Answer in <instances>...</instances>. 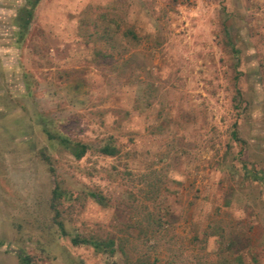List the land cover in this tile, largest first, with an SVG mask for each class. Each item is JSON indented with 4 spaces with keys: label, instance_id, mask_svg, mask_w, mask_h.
I'll list each match as a JSON object with an SVG mask.
<instances>
[{
    "label": "rangeland",
    "instance_id": "rangeland-1",
    "mask_svg": "<svg viewBox=\"0 0 264 264\" xmlns=\"http://www.w3.org/2000/svg\"><path fill=\"white\" fill-rule=\"evenodd\" d=\"M23 1L0 0V264H264V0H41L17 41Z\"/></svg>",
    "mask_w": 264,
    "mask_h": 264
},
{
    "label": "trees",
    "instance_id": "trees-1",
    "mask_svg": "<svg viewBox=\"0 0 264 264\" xmlns=\"http://www.w3.org/2000/svg\"><path fill=\"white\" fill-rule=\"evenodd\" d=\"M41 0H24L22 5H20L16 11V26L17 31L15 34L17 35V41H21L24 37L25 33L27 32L33 18H34V11L37 5ZM48 137L52 138L51 132L47 131L46 133ZM235 134V133H234ZM60 142L65 146V148L70 152V154L75 157L76 159L81 158L87 150V145L82 142H75L66 137L60 136ZM100 151L105 155H114L116 150L114 146L104 145L100 148ZM58 188L55 187L53 189V199L58 196ZM95 196V195H94ZM73 244H80V243H89L91 244L96 250L108 252L109 254L114 253V240L110 239L107 241L104 240H90L86 238H80L75 236L71 239ZM128 258V256H127ZM128 264H162L157 260H141L140 261H133L131 262L129 259L127 260ZM19 264H32L31 259L28 255L19 256Z\"/></svg>",
    "mask_w": 264,
    "mask_h": 264
}]
</instances>
